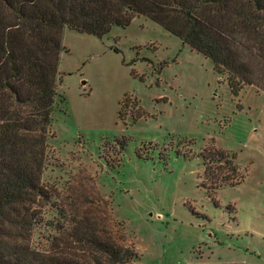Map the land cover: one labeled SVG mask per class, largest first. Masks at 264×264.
Returning <instances> with one entry per match:
<instances>
[{"label": "rangeland", "instance_id": "obj_1", "mask_svg": "<svg viewBox=\"0 0 264 264\" xmlns=\"http://www.w3.org/2000/svg\"><path fill=\"white\" fill-rule=\"evenodd\" d=\"M61 45L66 102L41 178L49 203L35 208L64 213L66 229L51 245L37 229L32 246L94 263L80 222L133 249L130 264H264V94L233 96L209 59L144 17L102 38L65 28ZM124 97L135 106L120 118ZM210 152L229 156L231 182L213 183ZM224 162L210 169L230 174Z\"/></svg>", "mask_w": 264, "mask_h": 264}, {"label": "trees", "instance_id": "obj_2", "mask_svg": "<svg viewBox=\"0 0 264 264\" xmlns=\"http://www.w3.org/2000/svg\"><path fill=\"white\" fill-rule=\"evenodd\" d=\"M135 17L149 19L209 59L233 96L247 86L264 94V0H0V264H83L30 242L44 227L51 245L54 234L66 229L64 213L54 220L56 210L41 214L35 208L49 203L41 178L53 111L66 102L58 93L62 33L68 28L102 38ZM128 104L135 106L124 97L120 118ZM222 161L230 174L210 169ZM206 172L213 183L227 184L237 169L227 154L210 152ZM79 223L72 225L74 237L97 255L91 264L139 262L133 249L102 241Z\"/></svg>", "mask_w": 264, "mask_h": 264}]
</instances>
